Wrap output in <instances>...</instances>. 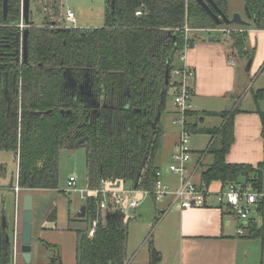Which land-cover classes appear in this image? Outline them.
Listing matches in <instances>:
<instances>
[{
    "label": "trees",
    "instance_id": "obj_1",
    "mask_svg": "<svg viewBox=\"0 0 264 264\" xmlns=\"http://www.w3.org/2000/svg\"><path fill=\"white\" fill-rule=\"evenodd\" d=\"M214 1L228 14V0ZM244 1L251 25L264 29V0ZM138 10H142L141 15L136 14ZM20 19L21 0H9L6 18L3 0H0V39L6 44L0 50V72L12 71L17 76L20 92L15 96L14 106L17 114L22 111L21 120L18 115L11 122L0 93V150L15 153L19 185L22 188L32 186L34 190L56 189L60 150L84 136L87 137L84 144L89 185L99 186L104 178L130 181L133 185L154 133L137 186L152 189L157 171L161 169L154 159L163 136L161 117L156 129L152 121L159 105L161 113L165 109L169 89L173 86L170 76L176 66V51H173L183 43V34L178 29L185 24L195 29L219 27L212 16L196 0H110L106 23L101 27L30 26L27 63L20 62L14 53L15 31ZM238 26L243 30H232V44L240 54L248 53L245 40L249 26ZM249 56L253 57V51ZM86 65L91 67L95 92L108 103L112 102V109L102 108L99 114H91L80 95L67 94L70 90L65 86L64 70L72 66L78 77L80 67ZM127 89L129 95H125ZM263 96V89L253 93L257 104ZM126 103L130 104L129 108L124 107ZM67 107H71L70 114H67ZM36 111L40 112L34 113ZM197 111L188 109L185 113L188 116ZM240 111V106L236 105L234 109L202 112L222 116L220 127L198 126L187 116L185 125L190 132L211 134V141L203 153H211L213 160L201 171L203 183L208 187L216 181L223 186L228 182L250 184L262 194L258 197L257 215L245 228L246 235L260 239L264 248V161L254 166L226 159L235 140V115ZM256 112L261 118L264 139V110L258 108ZM107 115L115 116L118 123L109 122ZM93 208L95 210L96 200ZM92 212L88 204L87 214L93 215ZM51 217L57 218L55 208ZM79 219L87 221V218ZM128 223L127 217L101 218L95 232L82 238L80 264H126ZM9 257L0 263L9 264ZM160 260L161 253L152 244L149 264ZM50 264H62L58 252Z\"/></svg>",
    "mask_w": 264,
    "mask_h": 264
},
{
    "label": "rangeland",
    "instance_id": "obj_2",
    "mask_svg": "<svg viewBox=\"0 0 264 264\" xmlns=\"http://www.w3.org/2000/svg\"><path fill=\"white\" fill-rule=\"evenodd\" d=\"M229 1V13L232 16L235 13H240L242 16H246V5L244 0H228ZM110 0H31V9L33 10V17L35 22L45 23L48 20L56 19L59 24L64 26L74 27H101L106 23V12ZM71 9L76 18V22H71L66 18L67 9ZM228 28H241L238 25ZM232 30V29H231ZM237 30V31H236ZM235 32H239V29H234ZM232 32V31H231ZM216 34V35H215ZM213 36H219L220 39L225 36V33H214L199 31L192 34L193 42L195 44H219L222 45V41H211ZM231 36V35H230ZM230 36L228 40L232 44ZM248 41H250L248 39ZM233 45V44H232ZM261 45V38L258 42L256 51H259ZM235 48V46H233ZM239 52L236 48L234 54ZM249 50L238 56L239 70L238 76L245 78L248 85V90L245 92L247 95L232 97L230 93L227 97L217 96L212 97L198 94L190 95V103L193 109L199 111L193 114L185 115L191 122H196L198 126L205 127H220L223 124V117L220 115H205L202 112L204 110H223L231 109L234 107V103L239 106L246 107L250 100H253V93L260 87L264 86V71H259L255 74L253 71H246V68L250 62ZM240 54V53H239ZM174 63L176 66L181 65L179 56L175 54ZM264 68V65H263ZM223 70L219 66L217 70V77L223 76ZM261 73V74H260ZM202 75L204 76L203 72ZM215 77V76H214ZM213 77V78H214ZM222 79V78H221ZM233 99V100H232ZM177 116V118H176ZM203 117V119H201ZM161 123L163 124V136L161 139V147L156 154V160L167 168L172 163V152L176 148V143L180 138V129L182 126V120L178 109L175 104L174 90L169 89L167 96L166 108L161 113ZM211 141V134L190 132L189 145L193 150L206 149ZM213 156L211 153H202L201 157L197 160V172L212 162ZM194 162V155L189 162V167ZM203 165V166H202ZM2 167V168H1ZM201 167V168H200ZM170 172V171H169ZM73 176L76 179L77 190L68 185L70 177ZM176 176V175H175ZM177 177V176H176ZM17 184V160L13 151L0 150V224L3 216H6L10 223L11 239L13 236V223L16 208V193L15 186ZM177 186V185H176ZM217 184L212 183L210 189L212 191L217 190ZM88 175H87V150L85 146H80L75 149L64 147L59 153V169H58V187L56 189H42L33 190L34 193V217H33V233L39 228V222L43 218V214L49 212L48 209H56L57 212V227L46 232L48 241L54 242L53 246H47L46 244L38 243L33 244L34 260L27 262L24 258L19 260L22 264H50L55 254L58 252L61 256L62 264H67V259L72 261L74 248L78 241L76 236L77 228L83 227L85 229L88 225V220L83 222L77 216L81 207L84 204H89L90 200L82 198L79 192L80 189H88ZM173 188V187H172ZM175 188V187H174ZM121 189L131 190L133 189L132 182H124ZM138 195L141 198V203L136 210L128 207L123 208L126 212L127 220L129 224V242L127 247L128 258L136 257V263L139 260L147 259L146 254L149 253L150 261V247L153 244V235L158 228L159 219H155L156 213L162 210L161 206L166 199L172 197L167 195L161 200H155L152 193L145 192L141 187L137 188ZM28 192L26 189H22V196ZM23 198V197H22ZM211 202H216V198L212 197ZM22 204V202H21ZM22 206V205H21ZM21 217L23 208L21 207ZM77 220H76V219ZM71 219V220H70ZM260 219L259 217L257 218ZM36 224V225H35ZM21 230L20 228V245H21ZM21 250V248H20ZM11 256V264H13V257Z\"/></svg>",
    "mask_w": 264,
    "mask_h": 264
},
{
    "label": "crops",
    "instance_id": "obj_3",
    "mask_svg": "<svg viewBox=\"0 0 264 264\" xmlns=\"http://www.w3.org/2000/svg\"><path fill=\"white\" fill-rule=\"evenodd\" d=\"M199 31L210 33L221 32L214 28H202L194 32ZM247 31L245 51H253V57H251L253 62L250 70L246 71H253L255 74L259 71L263 73L264 29L251 25ZM260 38V49L256 51ZM216 40L222 41L223 44H212L211 46L195 44L192 38V47L187 53V64L195 72L193 93L196 95L199 92L203 95L212 97L223 96L224 98L231 93L234 98L238 94L244 98L247 95L245 92L248 90L247 81L245 78L237 75L240 65L238 56L241 54L237 51L236 53L238 54L233 53L235 48L228 40L226 34L221 39L219 36H213L211 41ZM219 66L224 72L221 77L222 79L217 77L216 74ZM171 88L174 90L173 86ZM259 89L264 90V86ZM234 104V107H230L231 109L236 107V103ZM240 108L241 111L235 115V140L226 155V159L231 163L243 162L256 166L259 162L264 161V139L261 133L262 123L260 115L256 112L258 108L264 110V96L258 104L255 100H250L246 107L240 106ZM223 110H229V108ZM223 110L210 109L209 111ZM206 149L193 150L194 162L190 168L195 166L198 158ZM154 162L161 168L164 180L169 182L173 187L178 186L179 178L169 172L162 162L159 163L156 157ZM202 169L199 173L196 172L195 174L197 183L202 181ZM215 184H217V190L223 187L219 181H216ZM172 202L173 197L166 199L161 206L162 210H159L155 216V219L158 217L157 219L160 222L153 235V246L161 253V260L156 264H264V248L261 240L248 237L246 232L238 234V221L236 217L219 207L216 202L208 205L192 206L190 208H181L178 204H173ZM52 210L48 209L49 212L43 214L38 230L36 233H33L32 247L36 241L42 244L44 242L50 243L45 230L48 231L57 227V218L53 220L51 217ZM82 221L85 222L84 220ZM82 228H77V237H79L78 231ZM51 244H54V242L51 241ZM146 255H148L146 256L147 259L139 260L138 263H136L138 256L132 258H128L127 256L126 264H149V253ZM77 256L78 241L74 248V258L72 261L67 259V264H78ZM19 257L23 258L20 254L16 264H22ZM9 258L11 260V256ZM33 260L34 253L32 249L31 261ZM0 264H5V262H1Z\"/></svg>",
    "mask_w": 264,
    "mask_h": 264
},
{
    "label": "built area",
    "instance_id": "obj_4",
    "mask_svg": "<svg viewBox=\"0 0 264 264\" xmlns=\"http://www.w3.org/2000/svg\"><path fill=\"white\" fill-rule=\"evenodd\" d=\"M137 15L142 14V10L136 11ZM66 18L71 22H76L75 14L71 9H67ZM20 29L25 27L24 21L19 22ZM218 31L225 32L227 36L231 35L234 29L242 30L241 28H225L219 26L214 28ZM232 29V30H231ZM183 34V43H180L176 49V54L181 61L180 66H174L171 70L170 76L174 87L175 104L182 120L180 129V138L176 143V148L172 152V163L168 166V170L179 178V184L175 188L162 175V170L159 169L156 174V179L153 183L152 189H144L145 192L152 193L155 200H161L167 195H172L173 204H178L181 208H190L198 205L212 204L210 199L216 198V203L227 212L232 213L237 221L238 234L246 232L245 226L249 220L257 215L258 197L262 194L254 189L250 184H243L237 182H228L226 185L218 190L212 191L202 181L197 183L195 174L197 172V165L193 168L189 167V162L192 160L193 149L190 147V131L186 128L185 111L193 109L190 103V95L193 94V80L195 78L194 70L187 64V53L192 47V34L195 28L185 24L181 29H178ZM237 31V30H236ZM177 118V117H176ZM118 180L102 179L99 186H90L88 189H80L79 192L82 198L96 200V208H92V230L90 234L95 232L101 218L105 217L106 213L111 211H123V208L128 207L136 210L141 198L138 195L137 187L131 190L121 189L125 182L120 180V185L116 186ZM68 185L77 190L76 179L71 176ZM173 187V188H172ZM16 193V208L13 223V236L11 239L12 257L14 264L17 262L18 256L21 254L20 245V228H21V202H22V187L17 184L14 187ZM90 203V202H89ZM125 212V211H123ZM126 214V212H125ZM127 217V215H126Z\"/></svg>",
    "mask_w": 264,
    "mask_h": 264
},
{
    "label": "water",
    "instance_id": "obj_5",
    "mask_svg": "<svg viewBox=\"0 0 264 264\" xmlns=\"http://www.w3.org/2000/svg\"><path fill=\"white\" fill-rule=\"evenodd\" d=\"M196 2L199 5H201V7L204 8L208 14L212 16L217 26H222L224 24L249 26L252 24L250 20L243 18V16L240 13H235L233 14V16H229L227 13L223 12L220 9V7L217 5V3L214 0H196ZM8 8H9V0H3V15L5 18L7 17V14H8ZM246 12H247L248 18H250V14L247 8H246ZM22 16H23V20L25 24L27 25V27L23 31L17 30V35L21 37V40H22L21 42L22 46L21 48L17 49V54H19V58H18L19 60H22V62L27 63L28 58H29V47H28L29 34H30L29 27L35 23V20L33 18V10L31 9V0H22ZM53 24H56V22H53ZM169 33L171 34V31H169ZM211 39H213V37ZM174 52L175 50L173 51V53ZM252 62H253V59L250 58V62L246 70H250ZM64 76L66 79V83H65L66 86H72V87L77 86V82L71 76L70 70L66 69L64 71ZM1 79L4 82L2 85V89L4 90V93H6V90H8L10 93L13 87L12 73L11 72L7 73L6 76L5 75L2 76ZM5 79H6V83H5ZM168 80H169V72L167 71V81ZM79 86H80L82 93L86 96L85 99L87 101V105L91 108H99L101 106V102L97 97H95V94L92 90V81L88 79L84 84H80ZM9 99L10 98H8L7 100ZM125 107L128 108L129 104H127ZM136 110L139 111L140 109L136 108ZM160 117H161V106L159 105L158 113L155 116L154 120L152 121V127L154 129H156L157 123ZM153 136H154V133L151 136V140L147 148L146 154L139 167V171L134 179V182H133L134 188H136L139 184L142 171L149 157L150 145H151ZM86 140H87L86 136L82 137L78 139L75 143L68 146L67 148L75 149L80 146H85L84 143ZM119 185H120V180H118L116 183V186H119ZM25 189H28L29 191L26 192L22 198L23 211H22V230H21V255L25 261L30 262L31 257H32V249H33L32 242H33L34 193L32 192V190H34V188L30 186L29 188H25ZM89 205H90V208H93V205H94L93 198L90 199ZM87 209H88V204H84L77 214L79 218H87L88 220L87 229L84 230L81 234H79V237H78V256L77 257H78L79 264L81 263V257H82V250H81L82 238L84 235L90 234L92 230L93 218H92V215L87 214ZM125 217H126V214L123 211H113V212L109 211L105 215V219L107 220L122 219ZM2 219H4L5 221L6 216H3ZM7 228L8 227L5 221V224L2 225V229L6 230ZM1 237L6 239L8 244L11 243L10 234L6 233L4 234V236H1Z\"/></svg>",
    "mask_w": 264,
    "mask_h": 264
},
{
    "label": "flooded vegetation",
    "instance_id": "obj_6",
    "mask_svg": "<svg viewBox=\"0 0 264 264\" xmlns=\"http://www.w3.org/2000/svg\"><path fill=\"white\" fill-rule=\"evenodd\" d=\"M228 15L229 16H231L230 14H229V11H228ZM233 16V15H232ZM5 18V17H4ZM34 18V17H33ZM243 18H245V19H248V20H250V18H248V16H247V13H246V16L244 17L243 16ZM21 19L23 20V16H22V0H21ZM20 19V20H21ZM24 21V20H23ZM251 21V23H252V20H250ZM53 22H56V24H53ZM24 25H25V27L23 28V29H20V27H19V24H18V28L16 29V31H15V36H16V41H17V44H16V46L14 47V49H15V54L17 55V59L19 58V54H17V49L18 48H21V42H22V40H21V37H19L18 35H17V30H21V31H23L26 27H27V25L25 24V22H24ZM33 25H38V26H41V27H44V26H49V27H59V28H71V27H74V26H71V27H68V26H64V25H61V24H59V22L57 23V21H55L54 19L53 20H48L47 22H45V23H34ZM32 26V25H31ZM222 27H226V28H228V27H230V26H228L227 24H224V25H222ZM4 45H6L5 43H4V41L2 40V39H0V50H3L4 49ZM176 51V50H175ZM19 60V59H18ZM20 62H22V60H19ZM23 63V62H22ZM80 66V65H79ZM81 68V70H80V76H76V73H75V70H74V68L72 67V66H67V70H70L71 71V76L75 79V81L77 82V86L76 87H72V86H66V84H65V86H66V88H67V90H70V93H67V94H70V95H73V94H75L76 93V96L77 95H80L81 96V99L85 102V107H87V108H90L91 109V114H99V111L102 109V108H108V109H112V107H113V103L111 102V103H108L105 99H103V97H101V96H99L96 92H95V88H94V85H95V80H94V78H93V75H92V71H91V67H90V65H86V66H83V67H80ZM83 69V70H82ZM66 70V69H65ZM64 70V71H65ZM9 72H11L12 73V76H13V87H12V91L9 93V91L8 90H6V93H4V90L2 89V85H3V80L1 79V77L2 76H6V74L7 73H9ZM63 74H64V72H63ZM65 77V76H64ZM91 80L92 81V90H93V92H94V94H95V97H97L99 100H100V102H101V106L99 107V108H91V107H89L88 105H87V101H86V96L82 93V91H81V89H80V84H84L87 80ZM5 83H6V79H5ZM65 83H66V79H65ZM20 92V88H19V86H18V81H17V76L12 72V71H4V72H0V93H1V95H2V100L6 103V110H7V116L10 118V120H11V122H13L14 121V118L16 117V116H18L19 115V120H21V114H22V111H21V113H18L17 114V111H16V109H15V106H14V99H15V96L17 95V93H19ZM68 92V91H67ZM130 94V91H129V89H127L126 91H125V95H129ZM8 98H10L9 100H7ZM75 99H76V97H74ZM111 99H112V97L110 98V101H111ZM127 104H129V103H126L125 105H124V107L127 105ZM129 107H130V104H129ZM128 107V108H129ZM126 108V107H125ZM136 109V108H135ZM140 109V108H139ZM137 111V110H136ZM140 111V110H139ZM40 111H36V112H34V113H39ZM71 113V107H67V114H70ZM111 114H113V110L111 111ZM108 116V121L109 122H111V123H113V124H117L118 123V121H117V119H116V117L115 116H113V115H107ZM85 137V136H84ZM82 138V137H81ZM80 139V138H79ZM75 143V142H74ZM71 145V144H70ZM70 145H68V146H70ZM67 146V147H68ZM2 168V167H1ZM17 179H18V168H17ZM22 189H25V188H22ZM5 221H6V224H7V229L6 230H3L2 229V225L3 224H5ZM5 221H4V219H2L1 220V224H0V261L1 260H3L4 258H6V257H8V256H10V254H11V252H12V245H11V243L10 244H8V242H7V240L6 239H4L3 237H1V236H4V234H10V229H11V227H10V223H9V221H8V219H7V217H6V219H5ZM12 230H13V228H12ZM10 240H11V234H10Z\"/></svg>",
    "mask_w": 264,
    "mask_h": 264
}]
</instances>
